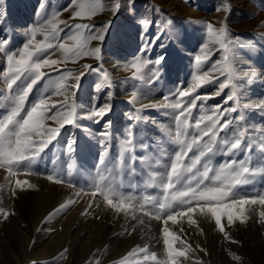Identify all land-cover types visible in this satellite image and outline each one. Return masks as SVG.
<instances>
[{
  "label": "rangeland",
  "instance_id": "1",
  "mask_svg": "<svg viewBox=\"0 0 264 264\" xmlns=\"http://www.w3.org/2000/svg\"><path fill=\"white\" fill-rule=\"evenodd\" d=\"M102 2L105 10L98 12L91 19L75 20L71 18L70 9L73 6L70 0H2L0 3V18L3 19V23L0 24V40L7 41L5 45H0V48L7 50H0V98L7 102L6 98L18 90L16 86H13L11 92L7 88L4 75L8 68L7 55L22 49L27 40L25 33L30 27L36 26L53 12L69 9L62 11L58 19L65 20L70 25L76 23L95 25L97 29L110 24L102 44L96 40L89 44V47L101 46L104 58L98 61L93 57H86L80 59L78 63L60 64V71L56 72L45 67L42 71L49 75L33 86L25 107L30 109L42 95L53 92L55 82L61 79V72L65 75L68 72L78 74L82 70L85 75L80 82L79 90H74L75 95L70 96L69 102L74 100L82 112H91L105 104L111 105L109 113L102 119L96 118L98 122L85 118L79 121L81 127L66 126L62 129L60 144L32 166L35 174L27 177L24 175L9 177L6 171L0 169V208L15 213L7 220L0 217V264H96L97 261L99 264H119L121 258L137 246H147L149 252L156 253L158 261L166 264L159 221L145 216L137 208L135 211L137 220L142 218L145 221L141 225L137 220L131 219V209L128 216L123 213L116 214L105 207L99 196L94 201L90 194L81 192L79 196L75 195L80 188L91 186L93 178L97 175V158L102 150L100 141L104 139L99 133L105 130V122L110 120L112 122L108 128L111 133L110 158H114L120 152L121 137L126 136L128 126L132 125L137 141L148 146L147 149L138 146L136 156H147L148 164L162 170L167 157H160L159 165H155L154 161L161 152L171 154L175 147L168 140L169 133L175 132L173 117L166 114V111L170 110H155L145 106L167 103L168 101L163 99L164 96L174 92L178 87L187 88L197 72L195 64L197 55L204 57L206 53L208 54L201 65V71L208 70L213 62L220 59L221 53L206 37L204 26L211 22L218 28L226 22L233 38L241 37L264 45V0H121V8L115 14L107 10L114 4V0ZM133 8L135 13L132 11ZM141 19L154 20L155 25L159 26L149 28L148 36L158 32L167 34L147 53L141 51L144 43ZM60 27L64 28L63 25ZM67 32L68 29L64 28L60 36L63 37ZM36 40L42 41L43 36L38 34ZM72 43L73 41H66L67 46ZM107 43L111 45L109 50L105 48ZM161 43L163 47L160 46ZM206 43L209 44V48L202 52L201 48ZM50 51H54L52 59L62 57L61 51ZM258 52L259 48L250 50L242 47L238 53L241 56L239 67L255 71L257 77L247 83L241 76L239 87L236 89L241 107L238 114H231L232 117L243 116L241 123L256 129L264 126V111L255 107L264 103V55H258ZM159 56L165 58L163 64H148L141 79L132 78V69L129 65L134 57L154 61ZM248 56L251 60L245 62ZM85 64L93 67L100 65L110 75L111 86L103 85L100 74L89 73L84 69ZM157 68L160 69L159 73L156 72ZM211 75L215 77L217 74ZM215 90V84L206 85L198 89L196 94L208 95ZM229 92V89H225L224 94L207 100L206 104L208 106L222 104L224 95ZM134 93L138 94L135 102L132 101ZM62 99V96L53 95L50 102ZM245 104L252 107L244 108ZM223 107L228 105L224 104ZM137 109L141 111L137 112ZM4 111L5 108L0 107V115ZM203 111L207 112V107ZM200 114L201 110L193 109V118ZM134 115H139L142 119L139 122L130 120L129 117ZM47 123L49 126H55L53 121ZM224 134L220 133L221 136ZM70 138H75L79 147L75 153L66 154L62 145ZM204 140H207V137ZM240 156H243V153L237 158ZM225 159L229 158L217 154L213 162L218 164ZM70 164L73 171L70 179L78 187L56 185L45 178L47 174L57 171L66 177ZM16 179H28L36 188L17 190L13 198L9 181L14 184ZM119 179L122 181L119 191L132 196L133 200L142 202L148 195L155 196L160 201L164 199L159 184L149 186L147 176L137 174L121 176ZM239 191L249 196L264 194V176L258 175L253 183L240 187ZM69 198L74 199L75 204L63 214H57L50 222L45 223L49 213ZM89 204H92L89 215H82L85 209L89 208ZM256 208L258 213L260 208L259 206ZM250 215L252 218L247 225L237 224L229 229L233 238L240 241L239 244L227 243L215 231L214 224L204 217H196L203 228V235L196 227H189L186 222L183 224L184 233L179 232L177 227H172V230L193 248L200 245L208 253L205 255L199 250L189 253L190 259L184 261V264H197L198 260L202 261V264H264V225L259 223L258 215L251 213ZM129 231L131 235L127 234ZM176 247H181L179 242ZM65 248L68 249L66 259L60 255ZM229 251L239 255L241 261H234ZM128 264L156 262L130 257Z\"/></svg>",
  "mask_w": 264,
  "mask_h": 264
},
{
  "label": "snow or ice",
  "instance_id": "2",
  "mask_svg": "<svg viewBox=\"0 0 264 264\" xmlns=\"http://www.w3.org/2000/svg\"><path fill=\"white\" fill-rule=\"evenodd\" d=\"M70 4L73 6L70 9L73 20L91 19L98 12L105 10L102 0H70ZM120 8L121 0H114V4L107 10L115 14L119 12ZM65 10L69 9L53 12L50 16H45L36 26L30 27L25 33L27 40L22 49L7 55L8 68L4 74L7 88L10 92L13 86L18 89L6 98L7 102L0 98V107L5 108L4 113L0 115V169L6 171L9 177L20 175L27 177L35 174L32 166L40 161L48 151L60 144V134L66 126L81 127L79 121L85 118L98 122L96 118L102 119L111 111V105L105 104L94 108L91 112H82L74 100L69 102L70 96L75 95L74 90H79L80 82L85 75L83 70L78 74L68 72L65 75L61 72V79L55 82L53 92L42 95L30 109L25 107L33 86L49 75L42 71L45 67L56 72L60 71V64L78 63L80 59L86 57L102 61L101 46L89 47V44L93 40L102 44L110 24L103 25L99 29L95 25L86 23L70 25L67 21L58 19L60 13ZM132 11L135 13L134 8ZM2 23L3 19L0 18V24ZM140 23L144 39L141 51L147 53L157 41H161L167 34L158 32L148 36V29L156 26L155 21L141 19ZM170 23L171 21H169ZM60 25L68 29L63 37L60 36V33L64 31V28H61ZM204 28L210 43L221 53L220 59L213 62L208 70L201 71V65L207 59L208 54L206 53L204 57L197 55L195 57L197 72L187 88L178 87L174 92L164 96L163 99L168 101L167 103L145 106L155 110H170L166 111V114H171L173 117L175 132L174 134L169 133L168 140L175 147L171 150V154L161 152L154 161L155 165H159L160 157L166 156L164 168L161 170L148 164L147 156H136L138 146L142 149H147L148 146L137 141L132 125L128 126L126 136L121 137L120 152L116 157L110 158L111 133L108 128L112 122L109 120L105 122V130L99 133L104 139L100 141L102 150L97 158V175L93 178L91 186L80 188L75 193L77 196L81 192L90 194L94 201L97 196L101 197L105 207L116 214L123 213L128 216L131 209L132 220H137L135 211L139 208L145 216L159 221L161 224L160 235L167 258L166 264H184V261L190 259L189 253H194L197 250L205 255L208 254L205 248L200 245L193 248L172 230V227H177L179 232L184 233L183 224L186 222L189 227H196L203 235V228L200 227L196 217H204L212 222L215 231L229 244L240 243L239 240L233 238L229 229L234 228L237 224L247 225L252 218L250 213L258 215L259 223L264 225V194L257 193L254 196H249L239 191L240 187L253 183L258 175L264 176V126L256 129L241 123L244 119L243 116H231L234 113L238 114L241 107L236 92L241 76L247 83L257 77L255 71L243 70L239 67L241 56L238 53L242 47H246L250 50L259 48L257 54L264 55V45H258L252 40H244L241 37L233 38L226 22L218 28L208 22ZM38 34L43 36L42 41L36 40ZM66 41H73V43L67 46ZM6 43L7 41L0 40V45ZM160 46L163 47V43ZM208 48L209 44L206 43L202 46L201 51ZM0 50L7 51L2 48ZM50 50L61 51L62 57L52 59L54 51ZM250 60L251 57L248 56L245 62H250ZM164 62L163 56L157 57L154 61L134 57L133 62L129 65L132 69V78L141 79L148 64L161 65ZM83 68L89 73L100 74L103 85L111 86L108 72L104 71L100 65L93 67L85 64ZM159 71L160 69L157 68L156 72L159 73ZM211 73L217 75L213 77ZM211 84L216 85L214 93L196 94L198 89ZM225 89H229L230 92L224 95L222 104L211 106L206 104L207 100L224 94ZM53 95L62 96L63 99L50 102ZM137 98L138 94L134 93L132 101L135 102ZM224 104H227L228 107H223ZM205 107H207V112L203 111ZM243 107L252 106L245 104ZM255 107L264 111V103ZM193 109L201 110V114L193 118ZM136 111L141 110L137 109ZM129 119L139 122L142 117L134 115ZM48 121H53L55 126H49ZM221 132L225 134L221 136ZM254 133L257 134L253 135ZM205 137L207 140H204ZM62 147L66 154H72L77 151L79 145L75 138H70L64 142ZM241 153L243 156L237 158ZM217 154H222L229 159L214 164V157ZM145 168L147 171H144ZM71 169L72 165L70 164L66 177L57 171L47 174L45 178L56 185L67 184L69 187H74L75 185L70 179L73 175ZM137 174L147 176L149 186L159 184L164 199L160 201L157 197L148 195L141 202L133 200L132 196L119 191L122 184L119 179L121 176ZM9 186L13 198H15L17 190L36 188V185L31 184L28 179H16L14 184L9 181ZM75 202L74 199L69 198L61 203L53 212L49 213L45 223L50 222L55 215L63 214ZM256 206L260 208L258 213ZM91 208L92 204H89V208L85 209L82 215H89ZM11 215H15V213L0 208V217L3 220H7ZM137 223L143 225L145 221L141 218L137 220ZM39 230L37 229V231ZM132 230H135V225ZM127 234L131 235V231ZM177 242L181 247H176ZM67 252L68 249L65 248L60 254L61 258L66 259ZM229 255L236 262H240L242 259L231 251H229ZM130 257L163 264L157 260L155 252H149L147 246L133 248L121 258L119 264H128ZM96 264L99 262L97 261ZM197 264H202V261L198 260Z\"/></svg>",
  "mask_w": 264,
  "mask_h": 264
},
{
  "label": "bare ground",
  "instance_id": "3",
  "mask_svg": "<svg viewBox=\"0 0 264 264\" xmlns=\"http://www.w3.org/2000/svg\"><path fill=\"white\" fill-rule=\"evenodd\" d=\"M106 50H109L111 48V45L109 43L106 44L105 46ZM104 58V56H102ZM114 75V74H113ZM110 76V75H109ZM115 76V75H114ZM112 79V78H111ZM112 100V99H111Z\"/></svg>",
  "mask_w": 264,
  "mask_h": 264
}]
</instances>
